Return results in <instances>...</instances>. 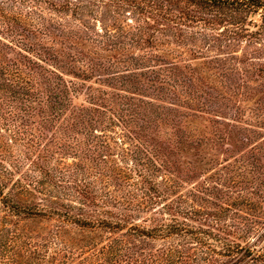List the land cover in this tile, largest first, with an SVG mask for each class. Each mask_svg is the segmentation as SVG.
<instances>
[{
  "label": "trees",
  "instance_id": "16d2710c",
  "mask_svg": "<svg viewBox=\"0 0 264 264\" xmlns=\"http://www.w3.org/2000/svg\"><path fill=\"white\" fill-rule=\"evenodd\" d=\"M243 41H264V0H0V264H264L259 160L184 189L198 168L181 174L135 96L203 107L170 49ZM41 218L58 224L20 230Z\"/></svg>",
  "mask_w": 264,
  "mask_h": 264
},
{
  "label": "rangeland",
  "instance_id": "374dc122",
  "mask_svg": "<svg viewBox=\"0 0 264 264\" xmlns=\"http://www.w3.org/2000/svg\"><path fill=\"white\" fill-rule=\"evenodd\" d=\"M199 47L203 54H195V48ZM170 50L173 57L182 56L188 60L199 76L194 79V84L186 78V85L191 86L192 95H198L203 107L193 105V109H189L181 106L182 102L175 96L157 90L149 83L147 89L142 86L136 90L135 96L154 103L155 106L150 108L154 115H160L159 119L156 117L159 126L151 124L149 133L165 143L169 142L168 139L175 141L171 143L178 147L166 148V152L180 164L181 174L185 175L192 165L198 168L193 173L194 179L185 183L184 189L204 180L211 184H226V179L236 178L249 167V161L255 159L264 169V41L261 44L243 41L231 46L191 42ZM202 55L208 56L205 64H201L204 61L200 59ZM89 83L95 84L94 80ZM178 129L181 135H174ZM178 140L183 143L176 144ZM198 166L204 170H199ZM238 178L236 184L227 182L235 192L234 196L245 184ZM4 213L0 203V221ZM57 224L48 218L23 219L19 228L45 234ZM85 233L87 231L79 229L69 232L75 237L86 236Z\"/></svg>",
  "mask_w": 264,
  "mask_h": 264
}]
</instances>
